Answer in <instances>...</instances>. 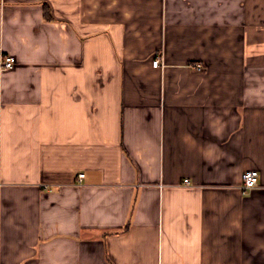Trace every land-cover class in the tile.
<instances>
[{"label":"crops","instance_id":"1","mask_svg":"<svg viewBox=\"0 0 264 264\" xmlns=\"http://www.w3.org/2000/svg\"><path fill=\"white\" fill-rule=\"evenodd\" d=\"M0 49V264H264V0H0Z\"/></svg>","mask_w":264,"mask_h":264},{"label":"built area","instance_id":"2","mask_svg":"<svg viewBox=\"0 0 264 264\" xmlns=\"http://www.w3.org/2000/svg\"><path fill=\"white\" fill-rule=\"evenodd\" d=\"M159 58L153 60V65L158 66ZM16 59L13 55L3 52L0 49V70H8L15 66ZM84 177V173L79 174V181ZM260 173L256 169L246 170L242 174V189L243 192H248L259 185ZM185 183H189V179H185Z\"/></svg>","mask_w":264,"mask_h":264},{"label":"trees","instance_id":"3","mask_svg":"<svg viewBox=\"0 0 264 264\" xmlns=\"http://www.w3.org/2000/svg\"><path fill=\"white\" fill-rule=\"evenodd\" d=\"M45 9H46V8H45ZM45 12L48 14V12H49V9L45 10Z\"/></svg>","mask_w":264,"mask_h":264}]
</instances>
